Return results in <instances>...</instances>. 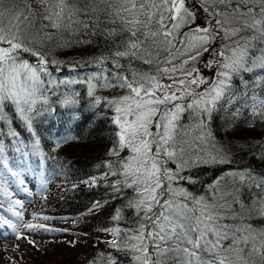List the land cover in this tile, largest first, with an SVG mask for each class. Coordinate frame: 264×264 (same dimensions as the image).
<instances>
[{"label": "snow or ice", "instance_id": "6c2138e0", "mask_svg": "<svg viewBox=\"0 0 264 264\" xmlns=\"http://www.w3.org/2000/svg\"><path fill=\"white\" fill-rule=\"evenodd\" d=\"M36 3L38 10L30 3L18 5L16 0H0V119H5L2 110L10 103L29 129L28 113L34 110L45 86L54 83L49 64L57 63L49 61L37 50V45L55 40L56 34L69 29L78 32L81 28L95 34L101 24L111 25L105 35L116 45L111 54L112 68L119 70L131 68L133 61L157 66L172 64V50L178 44L196 53L182 61L187 64L201 50L209 51L206 45L215 39L214 33L224 30L234 47L228 48L231 55L218 54L221 70L215 82L198 78L193 74L195 69L184 72L186 79L168 75L172 81L168 84L156 75L138 72L129 76L115 71L103 77L100 86L126 90L124 95L106 101L114 112L111 122L116 129L110 154L119 158L117 170L110 174L122 176L123 184L136 192L137 197L129 206L141 217L135 230H124L123 241L121 229L108 230L114 237L108 243L118 251L130 253L135 264H256L257 259L264 264V230L248 222L252 207L237 197L230 200L231 194H220L218 183L208 186V195H197L179 186L180 181L195 183L191 176L182 175L193 165L224 162L215 155L203 159L199 155L202 149L189 142L190 130H185L180 121L184 113H189L200 129L196 140L207 141L210 134L205 120L211 118L221 100L233 102L232 96L226 99L232 76L256 69L264 72V47L256 48L257 44L264 45V0H235L234 4L233 0H220L221 4L231 6L213 10L215 16L235 15L244 22L228 28L225 20L218 18L214 30L196 26L189 28V33L180 32L195 18L186 0H36ZM241 32L250 35L241 36ZM161 52L169 53L164 61L159 60ZM28 57L35 58V63ZM104 59L99 62L104 63ZM121 61H127V65ZM158 71L167 75L183 69L173 65L158 67ZM93 79L99 77L89 79V96H94L97 87ZM262 81L264 77H257V85ZM201 84H207L202 91L192 87ZM248 99L251 104L247 100L244 104L252 116L264 121V94L253 93ZM71 102L68 98L64 101ZM100 103L97 97L95 104ZM67 139L70 138L64 142ZM4 166L7 167V161ZM108 167L112 168L111 163ZM233 175L241 182L249 180L253 187L264 189V177L256 180L251 173ZM259 199L264 201V196ZM245 211L249 217L244 215ZM255 213L264 216V203L255 208ZM13 215L19 218L21 213ZM113 219H120L119 209ZM0 220L16 230L11 220L3 217ZM25 227L34 230L44 226L29 223ZM109 264H115L114 259L109 258Z\"/></svg>", "mask_w": 264, "mask_h": 264}, {"label": "trees", "instance_id": "16d2710c", "mask_svg": "<svg viewBox=\"0 0 264 264\" xmlns=\"http://www.w3.org/2000/svg\"><path fill=\"white\" fill-rule=\"evenodd\" d=\"M206 1L186 0V6L194 11L196 20L202 21L211 30L216 27L215 20L221 18L215 16L213 10L230 6L213 5ZM16 3L20 5L26 2L16 0ZM107 27L111 25L101 24L95 34L83 28L78 32L69 29L56 34L55 40L46 41L43 46L37 45V50L44 53L49 61L57 63L49 64L54 83L45 86L34 110L28 113L31 129L14 105L9 103L2 110L5 119H0V145L3 146L0 175H12L18 170L46 183L63 185L59 200L52 199L53 203H57L46 214L80 218L81 222L70 232L77 237L92 238L89 250L83 252L81 258L76 244L68 245L48 235L46 239L51 241L52 249L60 250L56 261L49 259L38 262L33 258L30 260L33 264H109V258L114 259L115 264H135L130 253L118 251L104 241L106 233H110L108 230L113 228L122 230L120 239L123 241L124 230H135L141 222L140 215L129 206L130 201L137 197L136 192L123 184L122 176L110 174L117 170L119 160L110 154L116 129L111 122L114 112L106 101L112 98L96 90L94 96H89L87 85L81 81L71 82L70 79L77 80L81 75L92 73L110 76L115 71L129 76L132 72L153 75L161 73L158 67L171 68L174 65L179 69L182 61L188 60L190 55H186L185 46L180 44L172 50V64L161 63L157 66L133 61L131 68L113 69L111 54L116 50V45L106 37ZM219 31L214 33L215 39L212 41L217 39ZM260 47L264 45H256V48ZM168 57L169 53L161 52L159 60L164 61ZM101 58H105L104 63L99 62ZM28 59L35 63V58ZM121 63L127 65V61ZM201 68L208 69V72L211 70L203 65ZM257 77H264V72L256 69L234 74L231 88L226 94V99L232 96L233 102L221 100L211 118L205 120L207 129L215 136L219 148L223 149L224 162L193 165L182 175L191 176L195 183L180 181L179 186L197 195H208L205 191L209 185L217 186L218 183L224 189L228 187L226 191L231 194L228 197L230 200L237 197L253 208L250 217L247 211L244 213L249 217L248 222L256 229L264 230V216L255 213V208L264 203L259 199L264 196V189L253 187L249 180L241 182L233 175L251 173L256 180L264 177V121L254 118L250 108L244 104L246 100L251 104L248 98L253 93L264 94V81L257 85ZM201 86L205 84L199 88ZM192 87L195 90L198 88L196 85ZM97 97L101 100L99 105L95 104ZM66 98L72 102L65 104ZM13 132L15 136L11 135ZM66 138L71 139L64 142ZM4 161H7V167ZM110 163L111 169L108 167ZM218 187L220 189L222 186ZM117 209L120 210V219L114 220ZM256 264L261 262L257 259Z\"/></svg>", "mask_w": 264, "mask_h": 264}, {"label": "rangeland", "instance_id": "374dc122", "mask_svg": "<svg viewBox=\"0 0 264 264\" xmlns=\"http://www.w3.org/2000/svg\"><path fill=\"white\" fill-rule=\"evenodd\" d=\"M202 1L205 2L206 0ZM25 2L30 3L32 7L37 9L36 0H25ZM206 2L213 5L218 4L231 6L228 4H221L220 0H207ZM221 19L225 20V26L228 28L239 27L244 22L242 18L235 15L227 18L221 17ZM196 26L206 27V25L203 24L202 21L196 20L195 16L190 26L181 28L180 32L189 33V28L194 29ZM214 29L215 28L213 27L211 28V30ZM47 31L51 32L52 30L47 29ZM240 35L248 36L250 35V33L241 32ZM216 37L217 39L215 41H211L208 45H206L209 48V51L201 50L200 54L195 60H189L187 64H183L179 67V69L182 68L183 71H178L177 73H169L167 75L161 72L153 75L159 77L162 83L168 84L172 82L168 79V75L174 76L177 79H186L184 72H192L193 69H195L196 71L193 74L197 75L198 78H203L209 83L215 82L218 79V72L221 70L219 67V61L221 57L218 54L223 52L225 53V55H231V52L228 51V48L234 47V45L232 44V40L225 35L223 29L219 31L218 36ZM179 45L180 44H178V46ZM184 50L187 53L186 55L191 56L196 54L192 48H184ZM217 57L219 58L216 61ZM202 65L208 67L211 70H209L208 72V69L201 68ZM94 76L99 77V79L92 80L93 83L97 84V87L95 89L96 91H100L104 95L110 96L111 98L119 97L125 94L126 90L119 87L100 86L103 83V77L105 76L100 73L81 75L77 78V80L70 79V81H81L88 86L89 79ZM207 76H210L211 78ZM205 87H207V84H205V86H201L200 88L198 87L196 91H202ZM186 116L191 119H187ZM188 120H190L192 124L188 122ZM180 123L184 126L185 130H190L187 139L190 143H193L194 145L202 149V151L199 152V155H201L203 159H207L209 155H215L217 158H223V149L219 148L215 136H213L212 133L207 129L208 126L206 121V130L210 134V137L203 143L196 140V136L200 132V129L197 126L196 119H194L189 115V113L186 112L184 113V116L181 119ZM169 166L174 167V165ZM13 176L16 181V187L22 186L21 188L24 190L23 192L20 190L22 194H14L10 188L9 180L6 178L0 179V188L4 195L12 197L11 199L13 203L11 204H9L8 202L6 203V201L4 200L6 206L15 208V212L21 213V216L18 218L13 215V211H2L0 209L1 216L11 220L14 224H16V230L13 231L11 228L8 229L0 223V264H33L32 261L30 262V260L33 258L38 262H43V260L47 261L49 259L55 260L58 251L60 250L56 251L52 249L51 241L46 239L48 235L50 237H54V239H61L62 242L68 245L76 244L78 248V254L81 258H83L81 254L89 250V242L92 238L89 236L77 237L70 232V229L78 225L81 222V219L63 216L57 217L46 214V212H50L57 203H53L52 199H57V201L59 200L61 195L60 191L63 190V185L59 186L58 184H49L40 186L35 183L34 179H31L27 175L22 176L19 172H17L16 175ZM21 181H23V183H21ZM218 186H222L220 188V194H228V191H226L228 187L224 189L225 187L222 184H219ZM205 192L206 194L209 193L208 190H206ZM17 200L20 201L19 205L15 204V201ZM43 217H48L49 219L44 220ZM29 223L34 225H43L44 227L29 230L25 227V225ZM45 228L49 230L46 231L44 230ZM18 234L19 238H17ZM113 238L114 237L110 233H106V240L104 241L108 243V241ZM42 256L45 258H41ZM37 257H39V259Z\"/></svg>", "mask_w": 264, "mask_h": 264}, {"label": "bare ground", "instance_id": "6f19581e", "mask_svg": "<svg viewBox=\"0 0 264 264\" xmlns=\"http://www.w3.org/2000/svg\"><path fill=\"white\" fill-rule=\"evenodd\" d=\"M177 48H178V46H177Z\"/></svg>", "mask_w": 264, "mask_h": 264}]
</instances>
